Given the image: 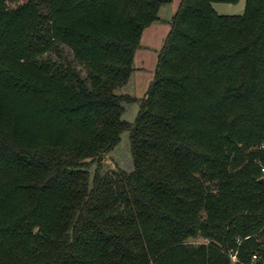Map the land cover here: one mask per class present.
<instances>
[{
    "label": "trees",
    "instance_id": "16d2710c",
    "mask_svg": "<svg viewBox=\"0 0 264 264\" xmlns=\"http://www.w3.org/2000/svg\"><path fill=\"white\" fill-rule=\"evenodd\" d=\"M239 1L181 0L139 98L172 0H0V264H264V0L213 7Z\"/></svg>",
    "mask_w": 264,
    "mask_h": 264
},
{
    "label": "rangeland",
    "instance_id": "374dc122",
    "mask_svg": "<svg viewBox=\"0 0 264 264\" xmlns=\"http://www.w3.org/2000/svg\"><path fill=\"white\" fill-rule=\"evenodd\" d=\"M21 3L22 2L20 3L10 2L9 5L11 7H15ZM245 3H246V0H240L237 4L214 3L213 7L216 9V11L220 15H224V16L243 15L246 9ZM175 4H176V0H172L171 3L166 4L161 9L160 16H161L162 21L159 23H156L155 25H158V26L160 25L161 28L162 26H165V25H168L169 27L171 26L170 20L173 17L172 9L175 8ZM158 26H155V27L152 26L153 30H155L156 32V35L159 34V32L156 31L159 28ZM163 30L165 29L162 28L161 31ZM156 41L157 43L151 41L152 43L147 44V45L146 43H142L141 47L138 50V52L139 51L144 52V56H145V58L143 59V63L141 64L142 67H140L137 64L135 65L137 67L135 73L131 77L129 83H127V85H125L123 88H120V92L130 93L131 95L135 97L136 96L143 97L144 94L147 92L154 78V74H155L154 71H155V66L157 63V53L160 51L162 47V44H160L158 40ZM51 57L53 60H56V61L60 60L65 63H71L77 69L82 71V74L84 75V77L87 76L86 69L76 59H74L73 52L69 48L65 46L60 47V50H58L57 52H54ZM136 85H138V87H136ZM137 112H138V105H136V107L133 109V111L131 112L132 114L130 116L126 115V118L130 120L131 122H134ZM128 141H129L128 133L124 132L122 134L121 146H119V148H117L114 152L109 153V154L107 153V155L104 156V162H105L106 167L109 166L112 168H116V163L120 161V166L122 168L123 167L127 169L132 168L131 167L132 158L130 155V151L128 149ZM205 241L206 240L204 239L203 240L202 239H191L190 240V242H193L196 244H202Z\"/></svg>",
    "mask_w": 264,
    "mask_h": 264
},
{
    "label": "crops",
    "instance_id": "0c3cea01",
    "mask_svg": "<svg viewBox=\"0 0 264 264\" xmlns=\"http://www.w3.org/2000/svg\"><path fill=\"white\" fill-rule=\"evenodd\" d=\"M180 2H181V0H176L175 8L172 9L173 10V15L178 11V7L180 5ZM152 26L155 27V26H158V25L153 24V25L150 26V28L145 30V32H144V34L142 36V40H141L142 43H146V45H147V44L152 43L151 41L157 43L156 40H158V42L160 44H162V47H163V45L165 43L166 36L168 35V33H169L170 29H171V26L170 27L168 25L162 26V28H164L165 30L161 31L162 28L159 25L158 26L159 28L156 30V31L159 32L158 35H156V32H155V30H153ZM138 50H137V52L135 54V65L137 64L140 67H142L141 64L143 63V59L145 58V56H144V52H141V51L138 52ZM157 62H158V53H157ZM156 65H157V63H156ZM155 68H156V66H155ZM136 69H137V67H136ZM154 76H155V74H154ZM136 87H138V85H136ZM146 93L144 94V96L146 95ZM139 98H141V97H139Z\"/></svg>",
    "mask_w": 264,
    "mask_h": 264
},
{
    "label": "built area",
    "instance_id": "2783aa9c",
    "mask_svg": "<svg viewBox=\"0 0 264 264\" xmlns=\"http://www.w3.org/2000/svg\"><path fill=\"white\" fill-rule=\"evenodd\" d=\"M263 171H264V168H263ZM231 257H232V260H233L234 262L237 261L236 254H235V255H231ZM252 257H253V259H252L251 264H260L259 261H258V256L253 255Z\"/></svg>",
    "mask_w": 264,
    "mask_h": 264
}]
</instances>
